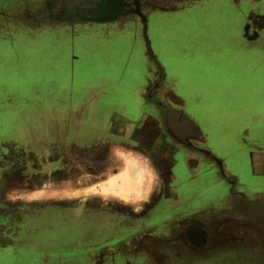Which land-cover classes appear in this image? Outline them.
<instances>
[{
	"label": "crops",
	"instance_id": "1",
	"mask_svg": "<svg viewBox=\"0 0 264 264\" xmlns=\"http://www.w3.org/2000/svg\"><path fill=\"white\" fill-rule=\"evenodd\" d=\"M195 1L202 0L164 9L159 0H142L146 35L148 20L155 12L185 8ZM220 1L230 2L243 15L246 34L243 45L252 46L251 50L256 51L257 56L259 43L264 46V36L254 41L248 35L258 32L264 25V0ZM24 2L0 0V7L4 3L21 6ZM47 6L50 12L46 16L39 13L35 5L34 11L25 14L26 18L14 15L16 26L10 28L13 27L15 33L11 39H5L9 42H0V46H10L12 50L15 45L21 52L24 47L20 38L29 40V43L47 39L50 42H43L45 50L47 47L49 53L54 51L55 56L62 55V10L56 15L51 13L54 5L50 1ZM0 14L5 15L1 11ZM122 15V23L106 28L102 40L96 37L97 27L82 25L80 28H89L94 36H78L69 43L63 42L69 50L78 48L86 52L80 55L72 51L67 60L65 57V65L78 75L80 86L67 92L64 103L62 91H58L47 107L17 105L1 113L3 117L11 116L8 119L13 133L21 128L18 122L21 118L37 115L34 123L38 129L26 126L24 132L15 133L20 141L27 138L28 141L48 143L106 142L108 158L115 157L116 153L129 154L130 158L138 159L139 165L148 160L152 167V185L144 184L145 179L140 178L138 181L143 186L125 184V191L118 194L114 190L108 199L97 197L92 189L88 191L84 187V183L92 184L102 174H108L109 162L105 169L93 165L73 178H62L64 199L72 198L67 196L73 191L70 187L64 188V184L71 182L70 179H75L76 183L74 214L65 218L70 221L69 235L75 239H88L82 245L76 244L74 258L86 252L90 254L92 264L99 244L105 242L98 239L121 238L124 242L143 234L181 238V231L185 229L187 233L188 228L193 229L192 225H196L202 231V237L195 243L187 235V264H264V105H218V108L209 109L206 98L216 99L213 95L230 92L212 88V84L223 77H217L219 80H212L214 76L204 77L199 82L195 77L185 82L179 74L168 77L160 50L156 52L148 36L146 39L143 36L140 17L131 21L130 16H126L129 13L124 11ZM56 17L59 20L54 22L52 18ZM258 61L257 58L255 62ZM103 67L115 69H108L107 74L101 75L100 87L86 86L88 83L84 80L94 79L93 74L99 75ZM241 69L245 74L244 68ZM251 74L257 77V74ZM201 83L202 87L209 84L208 90H203ZM186 86L189 88L185 90ZM238 90L242 92L241 88ZM53 107L62 118L54 116V110L49 113L50 119L46 118L44 113ZM164 110H171L176 116H167L166 119ZM214 112H218L219 117ZM41 114L45 118H41ZM132 121L137 123L131 134ZM170 123H174L177 129L184 125L191 129L187 128V134L177 136L166 128ZM235 137L242 144L235 152L227 154L224 148L227 139ZM190 138L204 145L191 148L183 143L185 140L191 142ZM130 143L141 146L137 148ZM82 151L76 156H83ZM238 152L243 155V162L237 168L232 159ZM12 200L16 199H7V202L11 204ZM71 222L75 225L72 226ZM176 245H179L178 241ZM178 253L180 255L179 250Z\"/></svg>",
	"mask_w": 264,
	"mask_h": 264
},
{
	"label": "rangeland",
	"instance_id": "2",
	"mask_svg": "<svg viewBox=\"0 0 264 264\" xmlns=\"http://www.w3.org/2000/svg\"><path fill=\"white\" fill-rule=\"evenodd\" d=\"M31 1L33 2L29 3L25 0L21 6L4 3L0 7V11L5 13V15L0 14V42H9L5 39L13 37L15 33L13 27L16 26L14 22H17L14 15L19 14L22 18L24 16L26 18L25 14L28 11H34L33 6L42 0ZM87 1L91 3V0ZM87 1L62 0V41L64 43H69L78 36L85 38H89V35L94 36L93 32L90 34L89 28H80L82 25L97 27L96 37L102 40L106 28H112L114 25L122 23L121 16L124 11L130 14L126 16H130L131 21L139 17L136 12L130 10V7L133 6L131 3L117 6L115 12L109 11L105 15L98 14L99 18L96 19L97 11L100 9L97 10V7L102 6L105 0H94L93 7H90ZM175 1L163 2L162 5L164 8H172L181 4L186 5L192 0ZM38 11L41 13L43 10L39 9ZM51 13L58 15L53 10ZM41 14L43 15V13ZM130 18L126 20L129 21ZM52 19L54 22L59 20L58 17ZM10 26L13 27L10 28ZM244 26L243 15L230 2L202 0L195 1L194 4L185 8L155 12L148 20L147 36L154 50L156 52L160 50L161 61L167 68L168 77L179 74L182 75L185 82L190 77H195L196 82L209 76H214L212 80H217L219 76L223 77L218 79V83L212 84L214 85L212 88L220 91L228 89L230 92L220 93V96L213 95L216 96V99L206 98L205 102L209 109L218 108V105L260 106L264 105V46L259 43L257 56L254 53L256 51L251 50L252 46L245 47L243 45L246 42ZM263 36L264 25H261L258 32L254 31L248 35L254 41ZM94 40L96 41V39ZM41 41L29 43V40L20 38L24 47L21 52L15 45L12 50L10 46H0V264H80L74 258L76 255L73 250L77 249L76 244L82 245L83 241L88 239H75L69 235L70 221H66L65 218L74 214V197L76 195L73 191H75L76 183L75 179H70L71 182L68 181L67 184H64V188L73 189L72 193L67 196V198H72L64 199L62 178H73L82 170H90L93 165L101 169L110 165V169H106L108 174H102L98 181L92 184L84 183L86 184L84 187L88 191L92 189L98 195L97 197L102 199H108L107 196L113 195L114 190L118 194L125 191V184L126 186H137V184L143 186L138 181L140 178L145 179L144 184L153 183L152 174L154 171L147 158V162H142L141 166L137 163L138 159L130 158L129 154L122 156L116 153L115 157L108 158V143L106 142L54 141V143H48L38 140L28 141L27 138L20 141L15 133L24 132L26 126L30 129L32 127L38 129L34 123L38 119L37 115L29 116L27 119L18 118L21 128L15 133L10 132L9 119L11 116H1V113L7 108L17 105H44L47 107L46 105L58 95V91H62V103H64L67 92L80 86L78 75L76 76L74 71H69V67L65 65V57L67 60L72 51L81 55L84 50L78 48L69 50L68 46L62 42V55L56 54L55 56L54 51L53 55L49 53L47 47L46 50L44 48L46 44L43 42L50 41L47 39ZM257 58L259 61L255 62ZM240 68H242L241 70L244 68L245 74L240 71ZM108 69H115V67H103L101 71L99 70V75L93 74L94 79L84 80L88 83L86 86L97 85L100 87L101 75L107 74ZM251 72L257 74V77L253 76ZM208 86L209 84H206L202 87L201 83L203 90H208ZM188 88L186 86L184 89ZM239 88L242 89V92L238 90ZM187 93L184 95L188 97ZM201 104L199 103V105ZM52 111L54 116L59 117L57 109L53 107L44 113L46 118L50 119L51 114L49 113ZM163 112L166 119L167 116H176L171 110ZM218 112H214L216 117H219ZM252 114L254 115L253 112ZM222 117H224L223 114ZM41 118L45 117L41 114ZM254 120H256L255 117ZM136 123V121L130 123L129 133L135 132ZM22 125L24 126L22 127ZM116 128L120 127L116 126ZM238 143L236 137L232 140L227 139L224 147L226 153L235 152V149L242 144ZM130 144L137 148L141 146L139 143ZM82 149L84 150L81 152L83 156L77 157L76 154ZM48 151H50L49 154ZM92 154L94 156H91ZM242 156L241 152L233 156L232 161L235 167H241ZM7 199L16 200H12L10 204ZM71 224L75 225L74 222ZM192 226L198 228L196 225ZM191 229L187 230L189 234ZM65 231L66 233L63 234ZM198 232L200 242L202 231L198 230ZM190 237L188 236V238ZM98 240L105 241L99 244V247H109L110 245L133 247L137 245V238L124 242L121 238ZM162 240L171 242L179 239L168 236ZM144 244L152 252L153 257H149L143 264H187V259L183 256L174 259L168 253H158L159 246L153 241L145 243L144 240ZM97 258L100 260L102 256L94 257V259ZM140 263L142 262L135 260L130 255L125 264ZM116 264L124 263L120 259Z\"/></svg>",
	"mask_w": 264,
	"mask_h": 264
},
{
	"label": "flooded vegetation",
	"instance_id": "3",
	"mask_svg": "<svg viewBox=\"0 0 264 264\" xmlns=\"http://www.w3.org/2000/svg\"><path fill=\"white\" fill-rule=\"evenodd\" d=\"M51 2L54 7H51L55 13L59 14V12L62 10V0H42L40 3L35 4L37 10L42 9L43 11H41V13L46 14L50 11V8L47 6L48 2ZM87 1V0H86ZM88 2V1H87ZM90 7H93V3L88 2ZM66 7V6H64ZM62 12V11H61ZM46 19V18H45ZM185 127V129H184ZM184 127H179V129H177V126L173 123H170L169 126L168 124L166 125L167 129H171L173 131L174 134H176L177 136H183V134H187V128L191 129L190 127L184 125ZM181 128V130H180ZM191 142H186V140L183 142L184 144L189 145L191 148H202L199 145H204L203 143H199L194 141L193 139L190 138ZM188 233H186V230L184 229L183 231H181V238H178L179 240V245H176L177 241H171V242H164L162 240V238L164 237H160V236H152V235H144L137 238V245L133 246V247H98L97 253L95 255H93L94 257L96 255H101L102 259L98 260L94 259L93 257V261L92 264H116V262L120 259H122L123 263H127V260H129V256L132 255V258H134L135 260H138L143 264L146 263V260L149 257H153L152 252H150L148 250V247L144 244V240L145 243L147 241H153L155 244H157L158 247V253H163V254H170L171 257L175 258H181L182 256L185 257L187 256V252H188V239H187V235L191 236V234H189V231H187ZM167 237V236H166ZM190 239L193 240V242H199V240H194L193 237H190ZM175 243V244H174ZM123 250H125L123 252ZM178 250L180 251V255L178 253ZM123 255V256H121ZM80 262V264H91V259H90V254L86 252H84L83 254L78 255L77 258ZM145 259V260H144ZM144 260V261H143Z\"/></svg>",
	"mask_w": 264,
	"mask_h": 264
},
{
	"label": "water",
	"instance_id": "4",
	"mask_svg": "<svg viewBox=\"0 0 264 264\" xmlns=\"http://www.w3.org/2000/svg\"><path fill=\"white\" fill-rule=\"evenodd\" d=\"M142 0H131V1H126L125 3L124 2H120V0H105L102 4V6L99 5V7H97V15H96V19H98V14H101V15H105L107 13H109V11H113L115 12L116 8H118L117 6H121L122 4H125V5H129V4H133L132 7H130V10L134 11L137 13V15L140 17V20H141V23H142V32H143V36L144 38L146 39L147 38V35H146V17L144 15V13L141 11V7H142V3H141ZM173 0H159V4L161 6V8H164L163 7V2H171ZM175 1V0H174ZM166 8V7H165ZM164 8V9H165Z\"/></svg>",
	"mask_w": 264,
	"mask_h": 264
},
{
	"label": "bare ground",
	"instance_id": "5",
	"mask_svg": "<svg viewBox=\"0 0 264 264\" xmlns=\"http://www.w3.org/2000/svg\"><path fill=\"white\" fill-rule=\"evenodd\" d=\"M189 229V228H188ZM191 229V228H190ZM191 237L194 238V240H199V232H198V228L193 227V229H191L190 231ZM190 239V238H189Z\"/></svg>",
	"mask_w": 264,
	"mask_h": 264
}]
</instances>
